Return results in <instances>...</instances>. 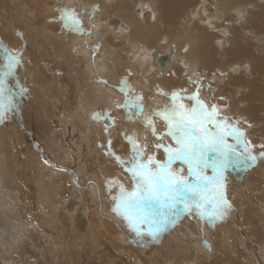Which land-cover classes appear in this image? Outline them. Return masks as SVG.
<instances>
[{
	"label": "bare ground",
	"instance_id": "1",
	"mask_svg": "<svg viewBox=\"0 0 264 264\" xmlns=\"http://www.w3.org/2000/svg\"><path fill=\"white\" fill-rule=\"evenodd\" d=\"M73 2L91 35L49 23L56 8ZM95 3L100 12L94 19L83 15ZM0 41V51L6 45L23 52L18 75L31 89L16 117L0 125V264H72L74 235L93 240L101 264H137L132 255H118L128 236L114 246L109 225L92 212L96 190L76 180L95 187L89 181L118 176L130 187L115 162L102 159L100 145L110 133L114 150L127 156L125 128L153 140L142 125L125 123L124 110L114 106L125 99L117 90L122 77L142 90L149 111L168 102L159 89L191 90L188 77H199L202 96L252 122L249 137L264 143V0H0ZM167 53L171 61L161 70L154 60ZM111 107L117 126L106 132L105 121L93 116ZM157 127L163 131L159 120ZM45 157L71 171L48 168ZM227 184L236 210L226 222L212 228L184 218L159 242L143 244L142 263L264 264V160L247 171L230 168ZM204 237L211 254L203 250Z\"/></svg>",
	"mask_w": 264,
	"mask_h": 264
},
{
	"label": "snow or ice",
	"instance_id": "2",
	"mask_svg": "<svg viewBox=\"0 0 264 264\" xmlns=\"http://www.w3.org/2000/svg\"><path fill=\"white\" fill-rule=\"evenodd\" d=\"M98 8L93 5L91 11L85 10L83 15L94 19ZM57 22L62 24V32L92 34L84 27L81 13L75 8H56L49 23ZM219 43L223 45V41ZM0 60H3L0 65V125H3L21 110L19 100L29 95L31 89L18 75L25 63L22 51L4 45ZM98 83L107 85L108 82L100 80ZM188 83L193 86L191 90L183 86L170 92L159 89L157 94L167 97L168 102L149 111L142 90L133 88L127 78L119 81L117 90L125 99L123 103L114 102V106L124 110L125 123H138L153 137L149 143L147 135L139 137L125 128L122 136L129 146L127 156L114 150L110 133L107 143L100 145L130 181L129 187L118 176H113L105 178L104 185L111 203L110 212L133 235V243L159 242L184 218L195 217L212 228L226 222L236 210L228 197L230 168L247 171L264 160V143L257 145L249 137L252 122L231 116L227 105L205 99L201 78L189 76ZM94 119L105 121L106 132L110 126H117L116 117L110 112L96 113ZM158 120L163 124V131L157 127ZM257 148L262 151L257 152ZM42 162L54 171H71L46 157ZM76 180L79 187V178ZM205 248L211 251L207 241Z\"/></svg>",
	"mask_w": 264,
	"mask_h": 264
},
{
	"label": "rangeland",
	"instance_id": "3",
	"mask_svg": "<svg viewBox=\"0 0 264 264\" xmlns=\"http://www.w3.org/2000/svg\"><path fill=\"white\" fill-rule=\"evenodd\" d=\"M67 1H70V0H67ZM78 2V0H76ZM95 5H98L99 6V3H95ZM93 6V5H92ZM92 6H90V8H92ZM56 7V6H55ZM69 8H76L77 12H81L78 10V7L75 5V3H71V4H68ZM87 10V9H86ZM99 12H100V7L98 8ZM89 11V10H88ZM85 27V26H84ZM86 28V27H85ZM88 28V27H87ZM1 65V64H0ZM81 95V94H80ZM80 95L78 94L77 95V98L80 99ZM145 98V101H147L146 97L144 96ZM101 108V107H100ZM105 110H108L106 112H110V111H113L112 107L111 108H105ZM99 112H101L100 110H98ZM105 113V112H104ZM92 115L93 113L90 115V118L92 119ZM15 116V115H14ZM16 117V116H15ZM92 121V120H91ZM70 143V142H69ZM39 144V143H38ZM34 151V150H33ZM45 152V151H44ZM34 154L35 155H38L36 151H34ZM101 154V157L102 159H104V156L105 154L100 152ZM162 154V153H161ZM163 155V154H162ZM75 170V169H74ZM75 172H77V170H75ZM78 173V172H77ZM80 173H78L79 175ZM103 179V180H102ZM105 178L104 177H100L98 179V182L96 183L94 181L93 184H96V186H98V183H99V192H97V189L95 187H92V185H84L82 183L79 182L81 188H83L84 190L87 191V189L89 188H94L96 190V202L94 203V208H93V211L92 212H96L98 217L104 222H106L109 227H110V232H111V237L109 238L110 242L118 247L119 243L122 241L121 238H128V240H130V242L128 243H124V247H126L125 249H122L119 250L118 252V255L121 253V254H124V257L127 258V259H130V256L132 255L133 258L135 259V261L137 262V264H143L142 263V259L144 258H147L146 256V252L147 250L144 248V245L143 244H140V243H133L132 240L134 239L133 235H125L126 232H129L126 228H124V225H123V222L118 220L111 212H110V201L109 199L107 198V193H106V189H105V185H104V181ZM102 185V186H101ZM94 186V185H93ZM85 187V188H84ZM87 188V189H86ZM104 190V191H103ZM104 194H103V193ZM104 197H103V196ZM102 197V199H101ZM90 198V197H89ZM106 198V199H105ZM102 200V202H101ZM104 201V202H103ZM107 203H106V202ZM82 227H81V232L82 233H86V230H85V226H86V223L82 222ZM68 229V230H67ZM84 229V230H83ZM64 230L69 232V235H71V229L69 228H66L64 227ZM115 232V233H113ZM125 233V234H124ZM122 237H121V236ZM73 236V234L71 235ZM83 236V234L81 235V237ZM88 236H91L90 234ZM121 237V238H120ZM74 238H76V235H74L72 237V242H71V247L69 249L70 251V256L73 260L72 264H98L101 260H99V254H96L95 250H94V246H93V240H91L90 238L88 237H84L83 240H80L77 241L75 240ZM76 242H75V241ZM120 240V241H119ZM207 241L206 237L203 238V242H202V247H203V250L205 253H210L211 254V251H208L205 246H204V242ZM55 242V241H54ZM96 244L98 243V241H96ZM117 242V243H116ZM208 244H210L208 241H207ZM127 245V246H126ZM120 247V245H119ZM128 247V248H127ZM128 250V251H127ZM132 254H131V253ZM93 254V255H92ZM48 255V254H47ZM50 258H51V254L48 255ZM114 257L116 258L117 255L114 254ZM118 258V257H117ZM21 258L19 257V260ZM99 260V261H98ZM55 264H67L66 260L65 261H58V260H55ZM20 263V261H18ZM17 262V263H18ZM28 264V263H27ZM101 264V262L99 263Z\"/></svg>",
	"mask_w": 264,
	"mask_h": 264
},
{
	"label": "water",
	"instance_id": "4",
	"mask_svg": "<svg viewBox=\"0 0 264 264\" xmlns=\"http://www.w3.org/2000/svg\"><path fill=\"white\" fill-rule=\"evenodd\" d=\"M171 61V54L167 53L165 55H157L154 60V65L157 66L159 69H164L166 65ZM94 119V116H93ZM97 120V119H94ZM205 245V242H204Z\"/></svg>",
	"mask_w": 264,
	"mask_h": 264
}]
</instances>
